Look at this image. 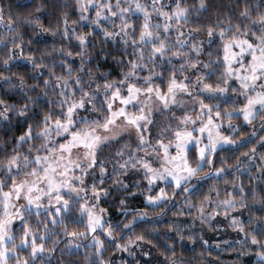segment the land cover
I'll return each mask as SVG.
<instances>
[{"label":"snow or ice","instance_id":"obj_1","mask_svg":"<svg viewBox=\"0 0 264 264\" xmlns=\"http://www.w3.org/2000/svg\"><path fill=\"white\" fill-rule=\"evenodd\" d=\"M0 69V264H50L58 247L113 264L109 249L153 243L135 229L170 204L224 217L264 264V0L0 4ZM168 227L164 264H184L175 238L198 237Z\"/></svg>","mask_w":264,"mask_h":264},{"label":"trees","instance_id":"obj_2","mask_svg":"<svg viewBox=\"0 0 264 264\" xmlns=\"http://www.w3.org/2000/svg\"><path fill=\"white\" fill-rule=\"evenodd\" d=\"M221 2V0H218ZM224 3H230L231 0H222ZM0 4L4 5L5 14H8L9 7L11 8L12 13L15 15L16 13L27 14L28 11L31 10V0H0ZM43 22L45 24L48 23L47 16L44 17ZM44 38H41V42H43ZM49 43H51V38H46ZM25 62L20 61V64L23 65ZM105 67H112L111 64H106ZM3 70V69H0ZM0 95H3L0 92ZM9 101L17 100L18 97L14 93H9L6 97ZM257 131H259V125L257 124ZM244 131H248L249 129H243ZM259 135H264V132H260ZM258 139V137H257ZM230 155V153H227ZM229 163H234L233 160H229ZM244 180H247V175H245ZM115 195L109 197L108 200L112 201L110 203H106L105 206L108 207L110 213V219L113 222L124 219V214L118 210V205L115 203ZM182 197L175 201L177 206H181ZM146 201L142 202V197L137 196L135 199L130 200L128 207L129 208H143L146 206ZM171 211L166 210V214L155 215V213H160V209H149V217L148 223L139 225L136 227L137 232H144L145 235L148 236L149 239L153 240L152 244H148L146 241L138 242L140 246L148 248L150 253L156 259V264H164L165 262V245L169 238H174L175 233L168 226L172 225L173 228L176 224H179L182 228H184L183 234L185 237L189 233H194L197 235L198 239L195 244L185 239L184 241H180L178 238H175V251L177 256H179L184 264H257L258 257L254 253H247L245 255H238L235 250V241H229L227 239H223L220 242L219 247H213L202 245V240H206L205 236L202 234V231L199 230L197 220L195 223H192L191 217L186 216H176L174 215L176 208L172 207L170 204L168 206ZM247 213H245V216ZM186 226V227H185ZM129 233H125V237ZM227 242V243H225ZM78 243L83 244V241H78ZM63 244L61 245V247ZM130 251H122L117 250L112 252L109 249V252L106 253V258H110L113 260V264H149L147 261H144L136 256V250L138 249L137 245H130ZM211 252L212 255L208 256L207 253ZM73 253H76L73 255ZM203 253V255H201ZM85 254V247L79 248L76 250L75 248H65L63 252H61L60 248H57V251L54 256L48 258L50 260V264H56L57 259L67 260H80L81 264H83V257Z\"/></svg>","mask_w":264,"mask_h":264},{"label":"rangeland","instance_id":"obj_3","mask_svg":"<svg viewBox=\"0 0 264 264\" xmlns=\"http://www.w3.org/2000/svg\"><path fill=\"white\" fill-rule=\"evenodd\" d=\"M227 220L224 217H218L211 221V227L208 225H202L199 221L197 223V226L199 230L202 231V234L205 236V239L209 241L207 244L208 246H216V242H221L223 239H227L229 241H236L240 237H242L243 234H237L235 230H233L231 227L227 226ZM144 252H149L148 248H145L143 246H139L136 250V256L140 259L147 261L149 264H156L157 261L153 257V255L150 253V255L145 256Z\"/></svg>","mask_w":264,"mask_h":264}]
</instances>
